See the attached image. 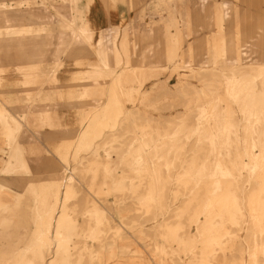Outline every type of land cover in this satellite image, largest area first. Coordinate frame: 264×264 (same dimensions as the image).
<instances>
[{
  "label": "rangeland",
  "instance_id": "374dc122",
  "mask_svg": "<svg viewBox=\"0 0 264 264\" xmlns=\"http://www.w3.org/2000/svg\"><path fill=\"white\" fill-rule=\"evenodd\" d=\"M93 1L0 0V27L17 25L41 29L39 33L34 31L33 34L17 38L26 44L23 51L0 38V102L4 103L10 117L19 124V130L14 134L16 143L12 145H9V138L3 135L0 126V182L17 180L13 184L6 183L18 193L24 192L29 182L36 183L38 190L45 181L50 182L64 173L65 166H70L79 186L78 193L70 198L69 205H81L84 208L86 205H96L102 208L109 219L108 237L115 236V255L104 264H157L155 244H164L157 224L164 219L176 221L173 218L176 208L193 198L191 189L196 183L201 194L205 192L204 187L209 186L205 179L195 184H178L177 181L184 174L194 172L195 177L199 178V170L204 172V178L243 180L250 187V174L243 172L239 176L240 166L236 164L235 151L246 153V146L243 114L240 104L231 96V90L232 80L253 73L255 68L264 65V0H204V3L203 0H96L107 7L126 8L132 12L124 24L126 26L100 29V32H96L90 23ZM75 28L92 30H89L90 39L86 41L74 37L72 29ZM100 56L108 62L107 70L101 79L92 81L93 95L83 97L85 91L92 88L88 84L91 82L90 77L103 69L99 63ZM28 66L33 69L30 71ZM65 68L69 69L70 75L72 72L74 74L69 82L59 79ZM121 72L122 84L119 86L115 80ZM4 79L10 84H5L7 82ZM68 86L74 89L69 90ZM258 87L263 88L259 81ZM114 94L119 96L124 105V111L119 114L112 103ZM69 99L78 101V107H61L60 104L70 103ZM95 100L101 101L102 107L100 114L95 117L97 120L93 121V124L96 122L94 126L101 128L100 135L94 139L97 148H94L95 151L82 150L80 147L74 149V141L82 132L81 122L88 115L91 116ZM69 107L70 110L65 112ZM214 108L219 114H213ZM227 109L233 112L232 120L238 126L237 131L225 120ZM114 112L120 124L112 129L113 118L116 117L111 114ZM65 113L71 114L69 119L77 120L74 125L70 124L73 127L65 121L68 120L63 117ZM128 115L135 119L123 122ZM222 121L227 122L226 130L217 131L215 125ZM8 122L12 124L11 120ZM54 122L57 125L60 122L59 127ZM134 123L147 126L149 133L128 131L127 128H133ZM44 129H71L74 134L69 141L50 145L52 153L39 149L33 151L30 157L34 163H30L27 154L22 151L30 170L28 173H15L19 164L12 156L14 150L21 146L22 137L27 136L29 131H35L37 136ZM261 129L259 124L254 125L251 136L254 145L252 151L256 154L261 153L254 143H257ZM97 133L95 131L94 135L97 136ZM144 137L149 138V144L138 150L139 140ZM33 142L37 147H43L37 138ZM129 145L139 151L141 159L147 158L146 162L142 159L140 163L141 172L146 174L147 169L159 168L161 176L170 177L164 216L156 217L155 207L148 210L142 206L139 199L141 193L133 194L130 189L132 180L125 182L123 190H112L122 176H133V167L121 162L124 157H128ZM63 151L67 153L60 154ZM153 153L155 160L151 157ZM94 158L101 163L97 170L91 165ZM128 158L131 161V157ZM243 160L254 171L255 165L250 158L244 156ZM34 164L36 168H30ZM105 164L113 172V177L104 173ZM13 165H16L14 170L8 172L6 168L11 169ZM133 184H139V180L133 181ZM5 188L0 186V205L3 202L10 203ZM177 189L181 195L174 202L173 193ZM85 200L89 202L82 203ZM77 210L68 212L81 222L83 217ZM24 213L25 210L20 211L14 223H6L10 227H7L8 231L0 226V252L25 247V242L19 244L17 241L14 244L18 235L27 237L29 234L25 233L34 227L32 221L28 222L32 215L22 218ZM190 215L189 210L180 219L182 234L195 233L197 230L196 225L191 223ZM27 226L29 228L26 230L24 227ZM247 230V224L241 231L234 227L238 235L234 245H242L244 249L243 264H264V249L262 253L254 255L256 242L246 239ZM83 237L79 241L87 240ZM88 243L97 244L90 240ZM173 247L177 248V245ZM34 249L33 246L26 249V259L34 258ZM220 255L223 258L222 253ZM220 255L218 253L213 264H224ZM171 256L165 258V264L191 263V255L186 253H180L179 257ZM228 256L230 261L235 260L229 261V264H241L237 247ZM254 259L257 262L254 263Z\"/></svg>",
  "mask_w": 264,
  "mask_h": 264
},
{
  "label": "bare ground",
  "instance_id": "6f19581e",
  "mask_svg": "<svg viewBox=\"0 0 264 264\" xmlns=\"http://www.w3.org/2000/svg\"><path fill=\"white\" fill-rule=\"evenodd\" d=\"M89 30L75 28V30L72 29V34L78 39H84L87 41L91 36L89 34L90 31L92 32V30ZM34 31L35 33H39L41 29L39 31L34 30L31 26L5 25L4 27H0V38L4 39L3 41L8 42L10 45L15 46L19 51H23L26 44L22 40L18 41L17 38L33 34ZM99 63L103 69L94 72L93 76L90 77L91 82L88 83L90 84L89 87H92V81L101 79L103 77L104 71L107 70L108 62L102 56H100ZM31 68L28 66L30 71L33 69ZM253 71V73H246L239 79L232 80L233 88L231 90V96L240 104V110L243 114L244 141L246 146V153L241 152L240 150L235 151L237 160L236 164L240 166L239 176H242L243 172H248V175L250 174V187H248L243 180L233 181L230 179L204 178L202 176L204 172L199 170H197V174L201 175L199 178L195 177L194 172L184 174L182 179L177 181L178 184H195L196 181L201 182L205 179L209 182V186L204 187L205 192L203 195L201 194V189L197 187L198 184L196 183V186L191 189V192L193 191L192 194H194L193 198L183 206L176 208V212L173 216L176 221L164 219L161 223L157 224L158 229L160 230V236L164 241V244H155V256L158 260L157 264H165L166 257H169L170 255H176L179 257L180 253L191 255L190 264H195V262H199L200 264H213V261L216 259L218 253L219 255L222 253L223 258L220 255L221 261L223 259L224 264H229L231 258H229L228 255L229 253L234 252L236 247L240 254L239 262L243 264L244 249L242 245H234L238 238V235L236 234L237 231H234V227L241 231L245 224H247L248 227V230L246 231V239H248V241L256 242V248L255 246L253 247V251L255 252L254 255L256 253H262L261 251L264 249V65L258 66ZM122 73L123 72H121V74L118 75L115 80L116 84L119 86L122 84ZM54 78H56V76H54ZM258 81L262 84L263 88L258 87ZM35 83L37 82L35 81ZM68 93L70 94V91ZM89 95H93V87L90 88L89 91L87 89L83 97H88ZM71 100L69 102H72ZM112 100V103L115 106V109L118 111V114L123 112L124 105L119 99V96L116 94L112 95ZM3 104L4 103L1 104L0 102V126H2L3 135L9 138V145H12V143L15 142L16 137L14 134L19 130V124L15 121V119L10 117ZM80 105L84 107L83 103H80ZM92 106L93 108L91 110V116L88 115V117L85 119L83 118L84 120L81 122L83 123L81 130L82 132H80L81 134L79 133V138L74 141L76 142L74 145L75 147H73L74 149H78V147H80L82 150L84 149L89 151L93 150L95 147L97 148V146L94 145L96 144L94 143V139L100 135L101 128L99 126H94L96 122L93 124V121H96L97 118L95 119V117L100 114L102 109L101 101L95 100ZM213 114H219V111L214 108ZM54 116L55 115H53V117ZM92 116L94 117L92 118ZM111 116L116 117L117 115H115L114 112L111 114ZM232 116V110L227 109L225 111V120L232 124L234 131H237L238 126L235 125L234 121L232 120ZM134 119V116L128 115L125 119H123V122H131ZM8 120H11L12 124L9 123ZM123 122L121 123V126L123 125ZM227 122L222 121L219 125L216 124V130H226ZM51 124L52 121L50 122V125ZM118 124H120V121H117V117L113 118V124L111 128L114 129ZM256 124H259L262 128L260 135L258 136L257 143L254 142L255 145L261 149L260 154L253 153L252 151L254 145L251 140V136L254 125ZM58 125L56 124V127ZM127 130H131L134 133H136L138 130L148 132L147 126H141L135 123L133 128H127ZM207 130H209V128H207ZM95 131L98 132L97 136L94 135ZM180 131H183V129H180ZM235 142L237 143L238 141L235 140ZM67 143L70 145V142ZM148 144L149 138L144 137L142 140H139L137 148L138 150L143 149L148 146ZM71 146H73V144H71ZM138 150H134L133 146L129 145L128 157H131V161L126 156L121 162H123V164L129 163V165L133 167V176H122L119 182H116V184L113 185L115 188H112V190H123L125 188V182L130 179L132 180V188L130 189L133 190V194L141 193L139 199L142 202V206L148 210H151V208L155 207L157 211L155 216H164V212L167 207L165 195L170 183V177L161 176L159 168L147 169L146 174L144 171L141 172L142 168L140 167V163L142 162V159L146 162L147 158L141 159ZM22 151L23 150L20 148L15 149L12 156V158L15 159L19 164L15 169V173H22V171L28 173V170H30L28 163L22 156ZM66 153L67 152L63 151L60 154L64 155ZM244 156H248L251 162L255 165L254 171L248 167L247 163L244 162ZM151 157L153 160H155L154 153L151 155ZM62 159H64V157ZM10 165H12V163H10ZM91 165L93 167L95 166L94 169L97 170L101 166V163L97 162V159L94 158V160L91 161ZM15 166L13 165L11 169H8V167L6 169L8 172L13 171ZM232 168L234 169L235 167L233 166ZM63 169V174L57 176L55 179L50 180V182L45 181L38 190L36 183L29 182L25 186V190L22 193H18L14 191V189L9 188L10 185L6 183L9 182L13 184L14 181L18 182L17 180H13L12 178V181L1 180L3 181V184L0 182V186L6 187L5 189L7 192L5 195L7 194V196L10 197V203L3 202V204L0 205V226L4 227V231H8V226L6 223L8 221L14 223L15 216L20 211L25 210L26 213H24L22 218L31 214V220L28 222L32 221L34 227L25 233L26 235L29 234L27 237H19L18 235L14 240V244L17 241L18 243L25 242V247L23 246L19 249L12 248L10 251L4 249L0 252V264H104L107 262V260L114 257L115 236H111V238L108 237L110 230L107 228L109 226L107 213H105L102 208L100 209L96 205H91L90 207L86 205V208L81 205H69L70 198L78 193L79 182L76 180L75 172H71L72 168L70 166H65ZM94 169L93 171H95ZM103 169L107 176L113 177V172L107 164L103 165ZM13 178L15 179L17 177ZM135 180H139V184L134 185L133 181ZM173 194L175 195L173 201H178L181 191L177 189ZM87 202L89 201H82V203L86 204ZM76 207H78V210ZM70 208L74 212L76 210L77 213L80 212L79 214L83 217V221L80 222L77 219L78 217L74 218L71 216V214L68 212V210H71ZM189 210L191 211V223L196 225L197 230L195 233L185 235L182 234L183 225L180 223V219ZM202 216L204 217L203 220L201 219ZM22 225L24 226V224ZM228 225H230V228ZM24 228L27 230L29 227L27 226ZM5 233L7 234L8 232ZM82 236H84L83 238H86L87 240L79 241ZM89 240L97 244L93 245L88 243ZM174 244L177 245V248L173 247ZM30 246L35 248L34 258L26 259L25 251L27 248H30ZM194 250H196V252H194ZM48 255L51 257L47 259ZM230 262H235V260ZM253 262L255 263L257 260L254 259Z\"/></svg>",
  "mask_w": 264,
  "mask_h": 264
},
{
  "label": "crops",
  "instance_id": "0c3cea01",
  "mask_svg": "<svg viewBox=\"0 0 264 264\" xmlns=\"http://www.w3.org/2000/svg\"><path fill=\"white\" fill-rule=\"evenodd\" d=\"M132 14V12L126 8L122 9H113L110 7L105 6L104 4H100L98 3V1L94 0L93 4L90 6V23H91V27L96 31V32H100V29H107V28H111V27H121L124 24H126L129 20L128 18L130 17V15ZM130 22V21H129ZM126 26V25H124ZM109 30V29H108ZM69 69L65 68V72L63 75L60 76V80L64 81V82H69V79L71 80V77H73V72L70 75L68 73ZM19 77L17 82H19ZM9 81V80H8ZM13 82H15L16 80H12ZM6 84H10V82H7ZM15 85V84H12ZM69 90H73V88L69 87ZM77 89V88H76ZM12 97V95H11ZM18 98V97H17ZM72 104V105H71ZM61 107H65L67 108V106L73 107V106H77L78 107V101L76 102H65ZM70 107L68 109H66L65 112H68L70 110ZM71 116V114L69 115L68 113H65V115H63V117H67L68 120H65L67 122V124H75L77 123V120L75 119H69V117ZM73 117V116H72ZM71 117V118H72ZM55 123V122H54ZM56 125V123H55ZM73 127V126H70ZM74 130L68 129V130H62V131H53L51 129H47L44 131H40L36 133L35 131H29L27 132V136H23L22 142H20L21 147H23V151L27 154L28 156V160L31 163L32 158L30 157L31 155H33V151L36 150H40V151H49L52 153V150L50 148V145L52 146H56L61 142H66L71 140L72 135L74 133ZM37 138V140L42 144L43 147H37L33 140H35ZM28 139L27 142H25L24 140ZM21 147H19L20 149H22ZM35 161H33L34 163ZM37 164V163H36ZM31 165L30 168L35 169V165Z\"/></svg>",
  "mask_w": 264,
  "mask_h": 264
}]
</instances>
